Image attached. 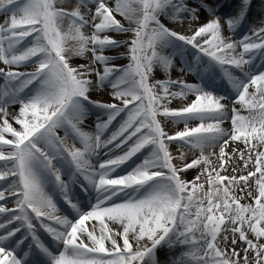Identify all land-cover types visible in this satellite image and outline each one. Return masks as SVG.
Instances as JSON below:
<instances>
[{
	"label": "snow or ice",
	"instance_id": "6c2138e0",
	"mask_svg": "<svg viewBox=\"0 0 264 264\" xmlns=\"http://www.w3.org/2000/svg\"><path fill=\"white\" fill-rule=\"evenodd\" d=\"M222 7L0 0V264H264V0Z\"/></svg>",
	"mask_w": 264,
	"mask_h": 264
},
{
	"label": "rangeland",
	"instance_id": "374dc122",
	"mask_svg": "<svg viewBox=\"0 0 264 264\" xmlns=\"http://www.w3.org/2000/svg\"><path fill=\"white\" fill-rule=\"evenodd\" d=\"M223 1H226V0H221V2H223ZM58 2H59V3H64L65 6L68 7L69 10H71V7H74V6H75L76 0H71V4H70V5L68 4L67 0H58ZM226 2H227V1H226ZM228 4H229V5L226 6L225 11L222 12V13H219L220 15H224V16H226V15L231 14V12L235 9V6H236L237 4H239V3H236V2H234V3L228 2ZM113 6H114V5H113ZM202 17H203V18H207L208 16H207L206 13H204V14H202ZM4 19H5L4 16L0 15V23H3ZM117 19H121V17H120L118 14H117ZM261 19H262V17H261L260 15H257V17L254 16V15H250V22L254 23V25H255L256 27L261 26V25H260V20H261ZM121 20H122V19H121ZM162 22H164V23H166V24L168 23L167 20H163ZM63 27H64L65 29L67 28V21L64 22ZM111 35L116 36L117 34L112 33ZM118 38H122V37H118ZM238 38H239V37H238ZM121 50H122V49H121ZM106 54H114V53H108V52H106ZM84 62H86V61H85L83 58L76 57V58L73 59V63H84ZM127 62H128V61H127L126 59H120V60H117V61H116V63H118V64H127ZM2 66H3V65L0 64V67H2ZM170 75H171V78H172V79H177V78L180 77L181 74L179 73V71H177V70L174 68V69L171 71ZM156 76H157V78H166V76H165V75L162 73V71L159 70V69L156 70ZM185 79H187L189 82H193V78L190 77V76H186ZM0 82H2V81H0ZM173 90H177V89H173ZM92 98H93V99H97V100L105 99V97L102 96V95L99 94V93H93V94H92ZM181 106H183V102H182L181 99H179V98L173 100V102L170 104V107H171V108H179V107H181ZM13 111H15V109H14ZM10 123H12L14 127H18V125H16L14 121L10 120ZM198 123H199V121H195V122H193V125H192V126H195V125L198 124ZM164 126H165L166 130L169 131V134H174L175 131H177V130H181V129L183 128V124H182V123H181V124H176V123H174V122H170V121H169V122H165V125H164ZM86 130H90V128H89V129H86ZM60 135L63 136L64 133L61 131V132H60ZM68 143L71 144L72 141L69 140ZM76 146L79 147L80 145L77 144ZM237 146H238L239 148H243V147H244V144H243L241 141H237ZM171 148H172V152H173V155H174V156L179 154L176 145H172ZM181 150L184 151L188 156H190V157L192 156V152H191V150H189L188 148H184V149H181ZM197 154H198V153H197ZM194 175H195V173H190L189 176H188L187 178H188V179H192ZM242 202H250V201H242ZM85 210H87V209H85ZM178 254H179V250H177L175 253H170L169 250H168L167 248L160 249V250H158V252H157V256H158V258L161 260V262H164V263H167V261H168L170 255H178Z\"/></svg>",
	"mask_w": 264,
	"mask_h": 264
},
{
	"label": "bare ground",
	"instance_id": "6f19581e",
	"mask_svg": "<svg viewBox=\"0 0 264 264\" xmlns=\"http://www.w3.org/2000/svg\"><path fill=\"white\" fill-rule=\"evenodd\" d=\"M226 1H227V2H226ZM226 1L221 2V0H220V3L224 4V7H222V8L220 9V13H222V12L225 11L226 6L229 5L228 2H231V3H234V2L239 3V2H240V0H226ZM258 3H259V0H253V7H252L251 12L249 13L248 21H247V23H246L243 27H241V28L239 29V36H242V35L248 33V32H249V29H251V28H253V27H256V26L254 25V23L250 22V15H254V16H256V17H257V15H259L258 7H257ZM113 5H114V0H113ZM234 10H235V9H234ZM234 10L231 12V14L234 12ZM208 18H209V17H207V18H203V17H201L202 21H206ZM121 19L123 20L122 17H121ZM169 26H171V25H169ZM225 31H226V34H227V30H226V29H225ZM239 36H237V38H238ZM121 51H124V49H122ZM166 78H167V77H166ZM191 99H194V97H188V102H191ZM9 110H10V111H13L14 108H10ZM15 110H16V109H15ZM225 126L227 127V126H230V125H229V124H226ZM233 146L236 147V146H237V142H236V144L233 145ZM58 206H59V205H58ZM162 264H167V263L162 262Z\"/></svg>",
	"mask_w": 264,
	"mask_h": 264
}]
</instances>
